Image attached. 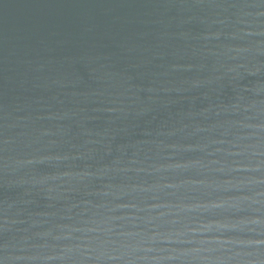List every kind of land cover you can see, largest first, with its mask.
Returning a JSON list of instances; mask_svg holds the SVG:
<instances>
[{
	"label": "water",
	"instance_id": "obj_1",
	"mask_svg": "<svg viewBox=\"0 0 264 264\" xmlns=\"http://www.w3.org/2000/svg\"><path fill=\"white\" fill-rule=\"evenodd\" d=\"M0 264H264V0H0Z\"/></svg>",
	"mask_w": 264,
	"mask_h": 264
}]
</instances>
